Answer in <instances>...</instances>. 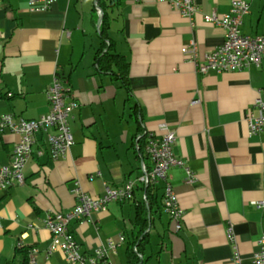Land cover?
Listing matches in <instances>:
<instances>
[{
  "label": "crops",
  "instance_id": "crops-1",
  "mask_svg": "<svg viewBox=\"0 0 264 264\" xmlns=\"http://www.w3.org/2000/svg\"><path fill=\"white\" fill-rule=\"evenodd\" d=\"M99 1L112 48L128 63V87L96 68ZM231 1L194 0L197 11L188 20L153 0H56L47 11H30L27 0H1L0 116L47 114L45 92L55 74L79 106L70 120L68 154L52 160L39 134L23 168L24 183L0 194V264L19 262V239L38 249L37 264H67L60 251L45 253L46 213L71 209L76 188L96 198L105 185L121 188L129 182L131 198L69 223L81 252L90 254L123 235L125 242L109 254L110 264H127L133 241L140 242V264H253L264 232V207L251 204L264 200V128L250 135L246 118L249 110L257 114L252 107L257 98L264 101V62L200 74L185 51L193 41L202 56L223 42L224 29L202 15L227 13ZM245 1L249 10L241 33L264 35V0ZM166 131L175 134L172 153L183 162L167 172L182 209L179 231L162 209L161 185L149 204L138 180L145 158L135 149L137 137ZM16 139L0 133V165L9 162ZM185 168L193 181H186ZM227 225L238 260L225 236Z\"/></svg>",
  "mask_w": 264,
  "mask_h": 264
},
{
  "label": "built area",
  "instance_id": "built-area-1",
  "mask_svg": "<svg viewBox=\"0 0 264 264\" xmlns=\"http://www.w3.org/2000/svg\"><path fill=\"white\" fill-rule=\"evenodd\" d=\"M55 1L27 0V4L30 11H47ZM153 1L168 3L188 20H191L197 11L194 0ZM248 6L245 0H232L227 13L218 15L212 12L202 15L204 22L224 29V40L219 46L202 56L199 55L198 47L193 41L187 44L186 59L194 64L197 73L238 71L248 68L250 65L259 67L264 62V35L250 36L241 33L240 30L242 19L248 13ZM45 96L49 107L47 114L35 119L17 118L10 113L0 116V133L8 131L17 136L9 162L0 165V194L12 186L24 183L23 168L33 152V146L36 144L39 134L45 136L47 152L52 160L64 158L73 145L70 120L79 104L71 88L55 74ZM192 103H198V100H193ZM252 107L257 110V114L254 115L251 110L248 111L246 118L247 133L250 135L258 134L264 128V101L257 98ZM140 138L137 137L134 144L137 151H140L141 147ZM174 142L175 134L171 131H166L160 136L151 132L143 135L140 156L142 159L144 157L145 161H141V175L138 180L144 186L157 187L161 185L162 209L173 222V230L179 231L182 222V209L167 175L170 166L183 167V162L172 153ZM42 153L43 150H37L38 155ZM185 170L186 181H193L191 172L187 168ZM131 192H133V183L131 182L121 188L105 185L102 195L96 198L87 196L76 188L73 193L77 201L71 209L64 212L60 210L46 213V217L43 219V226L50 233V242L45 250L46 255L60 251L67 264H110L109 254L114 253L116 248L125 242L123 235L116 238L110 237L104 245L97 247L90 254H85L81 252L80 245L68 226L73 220H89L91 213L104 210V207L110 202L131 198ZM251 204L256 208H262L264 207V200L252 201ZM232 230V226L227 225L225 236L232 246L233 259L238 260L239 254ZM25 247L19 239L16 248ZM37 252L36 247H29L28 264H37L35 258ZM251 259L253 264H264V232L261 233L256 242V249L252 253Z\"/></svg>",
  "mask_w": 264,
  "mask_h": 264
},
{
  "label": "trees",
  "instance_id": "trees-1",
  "mask_svg": "<svg viewBox=\"0 0 264 264\" xmlns=\"http://www.w3.org/2000/svg\"><path fill=\"white\" fill-rule=\"evenodd\" d=\"M96 6L99 9H101V11L103 12V16H102L100 25L98 27L99 47L96 51V55L94 58L96 68L100 72L111 73L113 76H115V78L119 79L124 86L128 87L127 86L128 63L124 57H122L119 54H116L115 51L113 50L112 43L109 40L108 35H107L106 13L100 1L97 3ZM139 142L142 147L143 136H141V138L139 139ZM141 147L139 149L140 151H138L139 154H141V151H142ZM156 188L157 187H153L150 185L146 186L145 190H146L147 201L149 197L152 195V193L153 195L155 194L157 190ZM148 203L150 204V201H148ZM141 230L142 229H140V231ZM144 236L145 234H143L142 237ZM136 238L138 239V236H136ZM139 243L140 242H138L137 244L136 241H133L130 243L128 247L127 264H140V258L138 256L139 255ZM28 251H29V247H25L22 249H16V254H19L21 256L19 262L14 263L13 261H9L6 264H28Z\"/></svg>",
  "mask_w": 264,
  "mask_h": 264
},
{
  "label": "water",
  "instance_id": "water-1",
  "mask_svg": "<svg viewBox=\"0 0 264 264\" xmlns=\"http://www.w3.org/2000/svg\"><path fill=\"white\" fill-rule=\"evenodd\" d=\"M101 19H102V14H101V11H99V18L97 22L98 26L100 25Z\"/></svg>",
  "mask_w": 264,
  "mask_h": 264
}]
</instances>
